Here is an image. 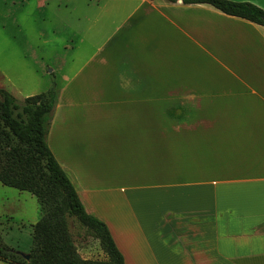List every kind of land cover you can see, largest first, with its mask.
<instances>
[{
	"label": "crops",
	"instance_id": "crops-1",
	"mask_svg": "<svg viewBox=\"0 0 264 264\" xmlns=\"http://www.w3.org/2000/svg\"><path fill=\"white\" fill-rule=\"evenodd\" d=\"M2 1L73 33L72 63L87 50L46 142L124 264H264V26L181 0Z\"/></svg>",
	"mask_w": 264,
	"mask_h": 264
},
{
	"label": "trees",
	"instance_id": "trees-1",
	"mask_svg": "<svg viewBox=\"0 0 264 264\" xmlns=\"http://www.w3.org/2000/svg\"><path fill=\"white\" fill-rule=\"evenodd\" d=\"M176 2L177 0H167ZM183 4H208L222 13L264 26V11L248 2L230 0H181ZM54 82L45 92L21 103L0 88V183L31 194L41 216L32 226V245L25 259L6 244L0 230V262L5 264H124L108 228L88 214L67 174L61 168L46 138L56 104ZM94 232L109 256V262L80 258L70 220Z\"/></svg>",
	"mask_w": 264,
	"mask_h": 264
},
{
	"label": "rangeland",
	"instance_id": "rangeland-1",
	"mask_svg": "<svg viewBox=\"0 0 264 264\" xmlns=\"http://www.w3.org/2000/svg\"><path fill=\"white\" fill-rule=\"evenodd\" d=\"M79 3L80 11L85 7L83 2ZM5 8L0 0V87L6 85L21 103L27 95L45 92L54 82L60 85L62 76L68 75L70 67H77L87 50L78 49V57L72 63L71 52L64 47L69 38L73 39V33L56 26L49 16L22 18L17 11L6 16ZM73 18L76 21L77 14ZM34 24L43 31L41 43L34 38V33L26 31ZM39 216L40 207L35 197L0 183L1 234L6 244L21 256L31 248L32 225ZM69 225L80 258L109 262V256L94 232L75 219H71Z\"/></svg>",
	"mask_w": 264,
	"mask_h": 264
},
{
	"label": "water",
	"instance_id": "water-1",
	"mask_svg": "<svg viewBox=\"0 0 264 264\" xmlns=\"http://www.w3.org/2000/svg\"><path fill=\"white\" fill-rule=\"evenodd\" d=\"M25 259H28V256H26V258Z\"/></svg>",
	"mask_w": 264,
	"mask_h": 264
}]
</instances>
